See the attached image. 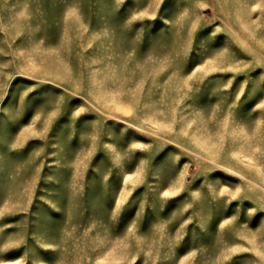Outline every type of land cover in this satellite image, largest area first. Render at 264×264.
Returning a JSON list of instances; mask_svg holds the SVG:
<instances>
[{"label":"rangeland","instance_id":"obj_1","mask_svg":"<svg viewBox=\"0 0 264 264\" xmlns=\"http://www.w3.org/2000/svg\"><path fill=\"white\" fill-rule=\"evenodd\" d=\"M0 264H264V0H0Z\"/></svg>","mask_w":264,"mask_h":264}]
</instances>
